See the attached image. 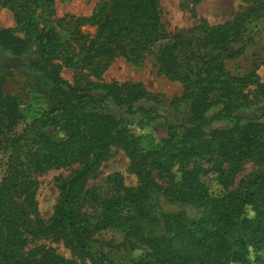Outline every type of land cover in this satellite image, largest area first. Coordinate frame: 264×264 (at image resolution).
Here are the masks:
<instances>
[{
	"label": "trees",
	"instance_id": "trees-1",
	"mask_svg": "<svg viewBox=\"0 0 264 264\" xmlns=\"http://www.w3.org/2000/svg\"><path fill=\"white\" fill-rule=\"evenodd\" d=\"M55 1L0 0L16 25L0 27V264H78L43 240L90 264H264V110L238 112L264 99V82L228 68L251 42L249 25L264 19V0H241L230 20L201 18L172 33L161 0H99L89 15L60 17ZM185 1L193 8L204 0ZM148 56L181 84L173 102L186 103L187 114L179 121L149 105L155 97L141 82L102 78L118 57ZM12 67L45 93L46 109L30 121L3 90ZM217 118L228 125L207 130ZM157 121L164 138L139 132ZM113 146L136 185L113 173L88 186ZM246 164L252 169L240 176ZM60 168L69 173L55 178L58 196L42 218L37 178ZM104 232L112 236L100 239Z\"/></svg>",
	"mask_w": 264,
	"mask_h": 264
},
{
	"label": "rangeland",
	"instance_id": "rangeland-1",
	"mask_svg": "<svg viewBox=\"0 0 264 264\" xmlns=\"http://www.w3.org/2000/svg\"><path fill=\"white\" fill-rule=\"evenodd\" d=\"M98 1L56 0V16L60 17L65 14L75 16L89 15ZM244 7L245 4L241 0H204L193 7L196 14L193 16L191 13L193 9L192 5L188 4L185 0H161L160 16L164 29L172 33L193 27L201 18L205 19L211 25L222 23L232 19ZM15 26L11 11L5 8L0 9V27L14 28ZM83 29H87L89 32L93 31V28L83 27ZM249 29L248 34L252 37L251 42L246 46L244 54L232 60L228 64V68L233 73L241 74L253 71L264 82V19L261 18L253 21L249 25ZM61 75L70 83L75 81L76 76H74V71L70 68L63 67ZM5 76L3 90L19 98L20 112L26 116L28 121L34 115L38 114L39 110L46 109L45 93L43 91H32L27 87L22 69L15 67L9 68ZM102 78L106 82H141L146 90L155 97L156 101L153 104H149L150 106L161 113H165L174 121H179L187 114L186 103L176 104L173 102L181 94V84L160 73L153 56L146 57L140 63H133L118 57L109 64L108 68L103 72ZM218 107H212L208 113L212 114ZM263 110L264 99L254 101V104L250 108H243L238 110V112L240 114L253 115L260 114ZM227 125V120L217 118L207 127V130L217 127L223 128ZM139 132L141 134H151L156 140L165 137L164 126L158 121L148 123ZM128 166L129 160L124 151L119 147L113 146L109 149L106 157L100 162L95 177L90 178L87 185H100L106 176L119 173L125 185L135 186L137 179L130 173ZM203 166H206V164H203ZM251 169L252 165L246 164L240 176L249 172ZM1 171L2 169H0V176L2 174ZM68 173V170L62 168L52 169L37 178L36 201L38 212L42 218H48L51 215L58 196L55 178L64 177ZM240 176L237 177L236 181ZM205 181L212 193H217L220 190V186L210 174H206ZM111 236L112 233L104 232L100 236V239L107 240ZM42 243L53 247L56 253L64 259H73L78 264H90L87 259L73 255L62 242L43 240ZM132 255L137 256L138 253L134 252Z\"/></svg>",
	"mask_w": 264,
	"mask_h": 264
}]
</instances>
